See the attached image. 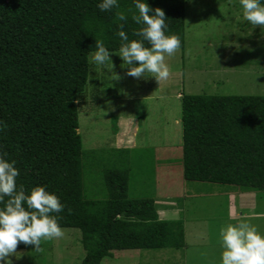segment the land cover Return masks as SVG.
I'll use <instances>...</instances> for the list:
<instances>
[{
	"label": "trees",
	"instance_id": "obj_1",
	"mask_svg": "<svg viewBox=\"0 0 264 264\" xmlns=\"http://www.w3.org/2000/svg\"><path fill=\"white\" fill-rule=\"evenodd\" d=\"M187 0H147L185 46ZM99 0H0V153L16 161L17 185H42L64 209L62 229H78L86 256L101 264L115 251L182 249L181 222L161 221L152 198H129L126 170L105 171L107 197L87 196L79 134L80 97L95 42L119 51L120 25L138 39L133 0L101 11ZM124 12L127 22L118 20ZM145 46H149L145 41ZM184 178L264 192V97L182 96ZM7 197H5V200ZM3 207V204H0ZM26 207V205H25ZM27 245L19 243L16 251Z\"/></svg>",
	"mask_w": 264,
	"mask_h": 264
},
{
	"label": "rangeland",
	"instance_id": "obj_2",
	"mask_svg": "<svg viewBox=\"0 0 264 264\" xmlns=\"http://www.w3.org/2000/svg\"><path fill=\"white\" fill-rule=\"evenodd\" d=\"M116 54L104 66L89 58L79 106L84 190L104 199L105 171L126 170L129 198H152L161 221L181 222L185 247L115 251L101 264H220L222 227L245 222L264 234V192L184 178L181 97H264V27L243 20L239 0H187L185 46L166 58V80L127 75ZM62 231L39 251H16L12 264H82L81 232Z\"/></svg>",
	"mask_w": 264,
	"mask_h": 264
},
{
	"label": "clouds",
	"instance_id": "obj_3",
	"mask_svg": "<svg viewBox=\"0 0 264 264\" xmlns=\"http://www.w3.org/2000/svg\"><path fill=\"white\" fill-rule=\"evenodd\" d=\"M239 4L244 21L264 27V0H239ZM133 5L138 14L132 15L131 19L140 25L134 32L138 39L129 40L123 25H120L118 56L128 66L127 75L143 78L148 73L158 82L166 80L170 75L166 58L180 48V38L168 34L163 9L151 8L147 0H133ZM97 7L101 11H111L119 7V0H99ZM116 16L118 20L127 22L124 12H117ZM145 41L149 46H145ZM110 52L116 54L103 41L97 40L91 55L92 63L106 65L112 61ZM6 128L7 125L0 120V132ZM6 156V153H0V204H3L0 207V264H12L10 256L15 255L19 243L32 245L39 251L42 240L63 236L59 216L53 215L64 209L60 198L42 185L26 193L23 185H17L20 172L15 166L16 161ZM219 237L220 264H264V234L254 225L229 223L220 229Z\"/></svg>",
	"mask_w": 264,
	"mask_h": 264
}]
</instances>
